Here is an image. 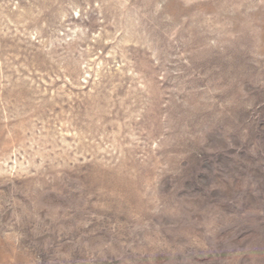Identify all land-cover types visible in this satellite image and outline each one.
<instances>
[{
  "label": "rangeland",
  "instance_id": "374dc122",
  "mask_svg": "<svg viewBox=\"0 0 264 264\" xmlns=\"http://www.w3.org/2000/svg\"><path fill=\"white\" fill-rule=\"evenodd\" d=\"M0 264H264V0H0Z\"/></svg>",
  "mask_w": 264,
  "mask_h": 264
}]
</instances>
